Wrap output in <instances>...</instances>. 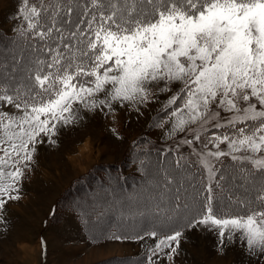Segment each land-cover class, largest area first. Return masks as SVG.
<instances>
[{"label": "snow or ice", "instance_id": "1", "mask_svg": "<svg viewBox=\"0 0 264 264\" xmlns=\"http://www.w3.org/2000/svg\"><path fill=\"white\" fill-rule=\"evenodd\" d=\"M17 16L29 54L0 76V226L40 146L82 113L139 111L179 84L162 107L167 135L185 134L202 175L191 193L187 177L164 176L177 186L157 219L171 234L146 233L157 238L148 264L172 261L183 230L198 227L221 251L239 242L264 257V0H20ZM225 157L232 165L217 167Z\"/></svg>", "mask_w": 264, "mask_h": 264}, {"label": "rangeland", "instance_id": "2", "mask_svg": "<svg viewBox=\"0 0 264 264\" xmlns=\"http://www.w3.org/2000/svg\"><path fill=\"white\" fill-rule=\"evenodd\" d=\"M19 5L20 0H0L1 31L7 34L18 32L23 23L17 16ZM0 41V62L3 66L6 64L0 76L6 78L16 74L14 67L11 68L7 63L17 56H14L13 46L7 43L5 37H1ZM21 54L29 53L23 51ZM178 88L179 84L175 85L172 92ZM172 92L160 94L158 99L141 106L139 111L116 105L114 114L82 113L84 118L80 123L61 130L56 146H40L35 164L23 182L22 198L9 202L3 212L7 226H0V264H103L109 260L126 263L125 259L138 256L122 253L129 250L146 252L143 254L147 258L149 250L157 242V238L146 235L148 232L142 235L145 236L143 240H116L111 237L124 229L138 228L148 221L151 224L159 223L157 217L160 213L156 206L164 207L167 197L177 186H164L166 174L175 180L187 177L184 189L189 193L193 191L188 187L189 183H196L197 179L190 169L194 164L197 165L192 147L181 143L185 138L184 133L172 137L167 135L171 122L162 107ZM3 110L13 111L12 108ZM154 122L165 123L163 127H154ZM141 136L158 143L163 149L177 152L179 156L173 157L172 166L174 162L180 161L177 167L181 169L170 168L169 159L162 162L149 156L140 163V158H144L140 154L130 156L133 142ZM194 146L199 147V144ZM221 149L227 151V146L221 145ZM232 163L230 157H225L217 167L228 169ZM142 165L147 167V171L143 184L136 185L138 191H135L136 187H131L128 193L122 192L121 196L115 198L114 195L109 199L104 195H95L92 187H88L93 184L90 177L99 173L105 174V179H116L117 173L106 170L108 168L117 167L125 174H138ZM170 169L172 175L168 174ZM85 180L86 183L83 182ZM241 194L239 191L235 193ZM135 197L133 205L116 209L120 202L131 203ZM79 203L85 210L95 205V209L88 214L92 218L86 220L85 224L77 214ZM142 209L145 213L136 215L137 210ZM111 226L117 227L118 231H113ZM109 229L112 231L111 236L100 238ZM183 232L178 254L173 260L168 261L163 257L157 260L154 257L156 264H223L224 261L226 264H264V257L257 259L246 255L243 244L239 242L229 244L221 251L217 235L202 227L184 229ZM211 255L212 260L209 257ZM145 256L139 255L133 262H139ZM146 261L148 263V259Z\"/></svg>", "mask_w": 264, "mask_h": 264}, {"label": "trees", "instance_id": "3", "mask_svg": "<svg viewBox=\"0 0 264 264\" xmlns=\"http://www.w3.org/2000/svg\"><path fill=\"white\" fill-rule=\"evenodd\" d=\"M1 37H5V40L7 41V43L11 44L13 46L12 50H14V56H20L19 53L23 52V51H27V45H28V40L27 37H21L19 35L18 32H15L13 34H7L3 31L0 30V39ZM1 42V41H0ZM15 48V49H14ZM11 50V51H12ZM18 52V53H17ZM11 60L9 63H7L9 66L15 67L14 65V61ZM6 64L3 66L4 68ZM147 137L145 136H141L139 139H136L133 144H132V150L130 152V156H132L133 154L135 155H139L141 157L144 158H140V163L144 160L149 158V156H154L155 158H157L158 161H162V162H166V159H169L171 161V165L170 168L174 169V170H178L181 169V167H177L178 164L177 162H174L173 164V157H178L179 155L177 154V152H175L174 150L171 149H163L158 143L154 142V141H150L149 139H146ZM159 163V162H158ZM218 167H222V166H218ZM117 167H114V169L108 168L106 170L108 171H115L118 175V177L115 178H106L105 174H97L100 175L101 177L99 178V176L95 175L94 177H90V181L93 182V184H91L92 186H88V187H92L94 194L95 195H104V197H108L109 199H111L112 197L115 198L121 196L122 192H129V188L133 187V188H137V190L135 189V191H138L139 188L136 186L137 184H143L142 182L145 180V174L147 171V167L145 166H141L140 170L138 172V174H136L135 172H126V174L124 172H121L120 170L116 169ZM195 175L197 176L196 181L199 180L198 177H200L202 175L201 170L199 169L198 164L195 165L193 167L190 168ZM120 171V172H119ZM190 172V173H193ZM168 174H173V171L168 170ZM84 175V174H83ZM86 178V177H83ZM84 183H86V180L83 181ZM88 183V182H87ZM130 186V187H128ZM120 190H116L113 188H118ZM91 189V188H89ZM87 189H85L84 192H86ZM137 195V193H136ZM149 196V195H148ZM150 196H153L152 194ZM111 197V198H110ZM136 197L134 199H132L131 203H124L122 204L121 202L117 205V208H125L128 206L133 205L134 201ZM80 208H78L77 210V214L79 216V218L81 219V222H83L85 224L86 220H88L89 218H92V216H89V212H91L92 210L95 209V205L90 206V209L85 210L82 208V205L79 203ZM112 209H115V207H113ZM114 211V210H113ZM148 211V210H147ZM95 212V211H94ZM140 213H145L144 210H137V214ZM111 228L113 229V231H118L117 227L115 226H111ZM158 231L159 235L161 234H166V233H170V231L167 230H161L160 228V224H151L150 221L142 223L141 226H139L138 228H129V229H124L123 231H119L117 234L118 236H121L122 238H136L138 235L142 236L144 235L146 232H151V231ZM111 230L109 229V231L107 232L106 235H102L100 238L102 237H110L111 236ZM139 255H144L145 254H138ZM138 256H132L129 259H125L127 262H119V263H115L114 261L109 260L110 262H105L103 264L106 263H110V264H143L147 258L146 256L142 258L141 261L138 262V260L136 262H133V259L137 258ZM144 259H146L144 261ZM120 261H122V259H120ZM101 264V263H100Z\"/></svg>", "mask_w": 264, "mask_h": 264}, {"label": "crops", "instance_id": "4", "mask_svg": "<svg viewBox=\"0 0 264 264\" xmlns=\"http://www.w3.org/2000/svg\"><path fill=\"white\" fill-rule=\"evenodd\" d=\"M95 161V160H94ZM143 237H145V236H143ZM122 251V250H121ZM125 252V253H124ZM126 252H128V253H126ZM116 253H118V252H116ZM122 253H124V254H128V255H138V254H143V253H146V252H143V251H133V250H129V251H122ZM122 253H119V255H122ZM41 254V253H40ZM209 257H211V259L210 260H212V258H213V256L211 255V256H209ZM147 258H148V254H147ZM224 258V257H223ZM226 259V258H225ZM52 264H61V263H52ZM143 264H148L147 263V261H145ZM208 264H211V263H208ZM223 264H226V261H224V263Z\"/></svg>", "mask_w": 264, "mask_h": 264}]
</instances>
